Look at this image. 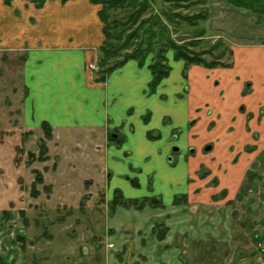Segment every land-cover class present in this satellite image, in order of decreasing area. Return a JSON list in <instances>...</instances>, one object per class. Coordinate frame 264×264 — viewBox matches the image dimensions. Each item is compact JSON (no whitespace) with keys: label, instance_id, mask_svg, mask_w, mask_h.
I'll list each match as a JSON object with an SVG mask.
<instances>
[{"label":"rangeland","instance_id":"obj_1","mask_svg":"<svg viewBox=\"0 0 264 264\" xmlns=\"http://www.w3.org/2000/svg\"><path fill=\"white\" fill-rule=\"evenodd\" d=\"M189 1L196 3L191 5ZM178 2L173 12L205 17L194 26L170 27V37L177 44L192 41L197 46H188L189 50L212 49L215 56L222 53L220 61L226 68H231L235 62V51L239 53L262 46L264 49V13L258 15L230 6L225 0ZM97 6L100 11L101 6ZM170 6L166 0H155L146 17L157 16L164 21L161 14L170 12ZM124 15L119 10L111 11L110 19L123 20ZM128 52L123 51L118 58ZM153 55L148 54L146 64L151 62ZM204 57L207 61L212 60L210 55ZM166 59L170 67L169 78L180 84L186 82L184 61L175 60L171 50L166 52ZM100 60L92 63L99 67ZM22 61V52H0V264H142L138 250L154 255L155 247L149 246L150 240L153 238L156 244L160 241L157 236L167 233L164 223L159 224V216L165 212L148 206L140 210L117 206L112 210L110 201L118 188L112 187V183L118 179L122 181L123 175L109 180L104 170L102 147L109 143V132L58 130L51 131V137L45 139L40 128L26 126L23 106L27 91ZM220 68L221 64L217 69ZM99 72L100 68L95 72L98 82ZM154 88L149 85V90ZM248 93L249 87L245 85L242 96ZM241 106L247 121L257 114L247 113V108ZM202 111L198 114L202 115L200 123L198 117L195 121L205 128L194 130L195 144L182 143V135L179 145L171 147L163 161L173 172H178V177L172 178L174 180L167 177L165 185L168 184L170 190L163 186L161 178L154 177L150 182V175L143 183L141 177L144 174H124L123 187L136 194L127 197L122 192L123 197L138 201L159 199L164 208L176 197L184 195L194 178L208 179L213 172L218 173L221 163L226 160L224 151L227 150L232 154L230 164L238 171L236 193L229 195L228 190H223L206 204L189 203L183 198L176 205L172 204L177 211L163 218L170 225V242L175 243L171 250L174 247V257L176 252L179 253L176 264H264V109L260 110L263 117L259 116L256 120L259 124L255 127L247 126L245 121L243 138L233 135L227 139L220 132H212L216 126V121L211 118L215 115L213 106H206ZM192 125L189 121L185 126L191 129ZM121 131L117 132L119 138H123ZM159 131H153V135ZM199 142L201 151L196 148ZM40 143L45 147L44 160L39 156ZM110 144L115 148L120 146L115 142ZM206 145H211L210 151L203 150ZM240 149L242 151H238ZM199 154H202L201 162L189 179L185 164L190 159L197 164ZM35 176L41 177L42 183L32 188ZM157 176H161L160 173ZM218 179L211 177L207 186L220 188ZM108 182L110 191L106 194ZM171 192L175 193L172 199L169 197ZM150 225H153L152 231ZM49 233L53 234L52 238ZM143 234L145 237L150 234L151 238L136 250L133 246L138 245ZM130 241L133 246L128 244ZM172 256L170 252L168 257Z\"/></svg>","mask_w":264,"mask_h":264},{"label":"crops","instance_id":"obj_2","mask_svg":"<svg viewBox=\"0 0 264 264\" xmlns=\"http://www.w3.org/2000/svg\"><path fill=\"white\" fill-rule=\"evenodd\" d=\"M98 12L99 6L92 0H71L66 3L49 0L38 9L25 0H13L9 5L0 0V52L23 53L22 74L27 91L23 119L27 127L36 129L46 122L52 131H103L107 134L122 130L119 148L108 142L102 147L107 178L144 174L141 177L144 183L151 175L150 182L154 177L161 178L163 186L170 190L168 184L165 185L167 177L174 180L172 178L178 177V172H173L163 161L170 148L179 145L182 135V143L195 144L194 130L205 128L202 124L198 126L195 120L198 117L200 123L202 115L198 114L206 106L215 109V115L210 116L216 121L212 132L224 134L222 137L226 136L225 139L233 135L243 138L245 135L247 115L242 112L241 105L247 108V113H257L247 121V126H256V120L262 116L263 111L260 110L264 109L263 46L244 49L239 53L235 51V62L231 68L192 66L187 71L186 82L182 84L178 80L173 82L169 75L154 90H149L152 74L148 64L140 66L134 60L112 71L104 82H98L96 73L88 69V64L102 58L100 47L104 35ZM245 85L249 87V93L242 96ZM189 121L193 122L191 129L185 126ZM157 130H160L158 134L153 135V131ZM149 132L154 139L148 137ZM199 146L200 142L196 148L201 151ZM177 152L180 150L177 149ZM224 155L227 157L219 171L222 174L215 171L210 175L219 177L220 188L207 186V182L211 181L210 176L202 180L194 178L188 183L190 186L184 194L187 202L206 204L223 190H228L229 195L236 193L238 171L234 170L236 166L230 164L232 154L226 150ZM198 158L197 164L194 159L185 164L189 179L201 162L202 154ZM157 168L159 171H156ZM158 173L161 176H157ZM123 177L122 181L118 179L113 182L112 187H118L115 190L125 193L127 197L136 194L128 187L126 191ZM133 184L138 186V183ZM107 189L106 194L110 191L109 182ZM174 196L175 193L169 195L171 199ZM172 204L170 202L160 208L165 215L159 216V224L164 223L167 233L156 244L153 238L150 240L149 246L155 247L154 255L138 250L151 238L150 234L149 237L143 234L138 245L135 243L133 246L131 241L128 242L138 250L142 264L178 263L176 256L179 253L176 252L174 257V247L171 250L175 243L173 240L170 242L172 232L169 222L163 219L168 213L177 211ZM149 228L152 231L153 225ZM49 235L52 238L53 234ZM170 252L173 256L169 258Z\"/></svg>","mask_w":264,"mask_h":264},{"label":"trees","instance_id":"obj_3","mask_svg":"<svg viewBox=\"0 0 264 264\" xmlns=\"http://www.w3.org/2000/svg\"><path fill=\"white\" fill-rule=\"evenodd\" d=\"M5 4L9 5L13 0H3ZM29 1L35 6V8H41L48 0H25ZM54 1V0H51ZM61 3H66L71 0H59ZM155 0H93L94 3L101 6L98 13L99 19L103 24L102 32L104 35V41L100 47L102 53V59L99 62V82H104L108 75L115 69L121 67L129 60L136 61L140 66L146 63L148 54L154 53L151 62L148 64V68L152 74V80L150 86L156 87L164 78L169 74L170 67L167 65L166 52L171 50L173 52V58L175 60L184 61L183 73L186 75L188 69L192 66H201L205 69L217 68L220 64L221 67L227 66L220 61L222 53L213 55L212 49L207 51L194 52L189 50L188 46H197L196 42H185L183 45H179L170 37V27L175 29L177 26L186 25L194 26L196 21L203 20L205 16L182 14L180 12H173L174 8L178 5L179 0H166L171 4L170 12H162L164 21L160 20L157 16H148L146 14L151 8V5ZM230 6L249 10L261 15L264 13V0H225ZM188 2V0H185ZM190 2V1H189ZM204 0H197V3H203ZM194 5L196 2H190ZM119 10L124 13L123 20L110 19L111 11ZM128 30L131 32L127 33ZM200 34V33H199ZM198 41V40H197ZM133 49V50H132ZM125 50H129L128 53H124L121 59L119 55ZM204 55L212 56V60L207 61ZM39 128L43 131L44 138L49 139L51 137V126L42 122ZM148 137L154 139V136L149 132ZM109 143L115 142L120 144L122 138L118 137L117 132L114 130L108 135ZM40 152L39 156L41 160H44L45 147L44 144H39ZM15 163L17 160L15 159ZM36 171H34L35 173ZM42 183V178L35 176V180L32 183V188H35L37 184ZM183 198L185 201L186 196L176 197L173 201V205L178 203V200ZM112 210L115 207L120 206L123 208H134L136 210L143 209L144 207L150 208H163V204L159 199L143 198L142 200L125 199L119 190H115L113 197L110 201ZM155 232V230H154ZM166 233V232H165ZM164 234V233H163ZM164 235L160 233L157 236L162 240Z\"/></svg>","mask_w":264,"mask_h":264},{"label":"built area","instance_id":"obj_4","mask_svg":"<svg viewBox=\"0 0 264 264\" xmlns=\"http://www.w3.org/2000/svg\"><path fill=\"white\" fill-rule=\"evenodd\" d=\"M88 69H89L90 71H92V72H98L99 67H98V65H96V64H94V63H90V64L88 65Z\"/></svg>","mask_w":264,"mask_h":264},{"label":"water","instance_id":"obj_5","mask_svg":"<svg viewBox=\"0 0 264 264\" xmlns=\"http://www.w3.org/2000/svg\"><path fill=\"white\" fill-rule=\"evenodd\" d=\"M210 150H211V146L210 145L205 146V148H204L205 152L210 151Z\"/></svg>","mask_w":264,"mask_h":264},{"label":"flooded vegetation","instance_id":"obj_6","mask_svg":"<svg viewBox=\"0 0 264 264\" xmlns=\"http://www.w3.org/2000/svg\"><path fill=\"white\" fill-rule=\"evenodd\" d=\"M207 146V145H206ZM211 146V145H210ZM204 148H205V146H204ZM204 148H203V150H204ZM175 151H177V149H175Z\"/></svg>","mask_w":264,"mask_h":264}]
</instances>
